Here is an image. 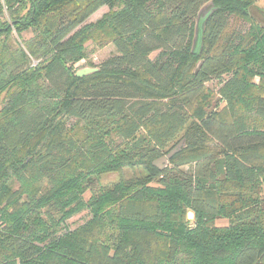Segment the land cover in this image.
Returning <instances> with one entry per match:
<instances>
[{"label":"trees","instance_id":"1","mask_svg":"<svg viewBox=\"0 0 264 264\" xmlns=\"http://www.w3.org/2000/svg\"><path fill=\"white\" fill-rule=\"evenodd\" d=\"M257 1L0 0V264H264ZM12 31L31 37L8 72ZM89 41L117 54L76 76ZM137 167L144 176L96 183Z\"/></svg>","mask_w":264,"mask_h":264},{"label":"rangeland","instance_id":"2","mask_svg":"<svg viewBox=\"0 0 264 264\" xmlns=\"http://www.w3.org/2000/svg\"><path fill=\"white\" fill-rule=\"evenodd\" d=\"M108 8L106 6L101 7L98 9L95 13H93L86 21L85 24L90 22L97 21L106 11ZM252 16L259 20L262 24H264V0H258L256 2V5L254 8H252ZM231 26H234L237 30L244 29L247 24L242 21H235L232 20L230 22ZM195 29V28H194ZM31 37L30 32H23L21 36H18L14 31H12L11 35L7 38L5 41L6 47L4 50V58L6 57L8 60V72H15L19 69L23 68L25 64L22 62V59H20V49L23 48V41L25 39H28ZM84 56L75 63L74 68L78 70L83 68H94L93 66L98 65L101 61L105 60L106 58L117 54V51L113 44L111 42H86L84 44ZM34 58V57H33ZM38 59L40 61H43L44 57L42 55L38 56ZM34 60V59H33ZM33 60H29V64L31 65ZM93 65V66H92ZM225 79V76L221 77L219 80L215 79L210 82H208V87L217 89L220 85V82ZM44 84L47 85V82L44 81ZM50 85V84H49ZM74 120L70 119L68 120L67 124L73 123ZM184 170H186L184 168ZM145 170L142 168H123L121 172H107L102 174L99 178H97L96 183L98 186L111 184L113 182H117L120 178V175H122L125 179H129L136 176H144ZM84 198L87 199L89 196V191H85L83 194ZM86 213H83V215L75 216L71 218L67 222V227L72 229L76 227V225L81 224L84 220H86ZM194 219V218H193ZM191 219V220H193ZM189 220V219H188ZM190 220V221H191ZM228 218L222 217V218H216L214 220V225L217 228L228 226ZM180 264V263H179Z\"/></svg>","mask_w":264,"mask_h":264},{"label":"water","instance_id":"3","mask_svg":"<svg viewBox=\"0 0 264 264\" xmlns=\"http://www.w3.org/2000/svg\"><path fill=\"white\" fill-rule=\"evenodd\" d=\"M213 9H214L213 3L208 2L199 10L197 18H196L194 37H193V43H192V51H194L199 46V34L203 33L206 18L209 12H211ZM198 48L200 51L201 46H199ZM95 70H96L95 68H83L76 72V76H83ZM182 146H183V141H181L176 147H174L166 155L153 161V165L160 169L165 167L168 164L169 158L172 157L175 153H177L181 149ZM186 218L189 220L193 219L194 213L192 211H187Z\"/></svg>","mask_w":264,"mask_h":264}]
</instances>
